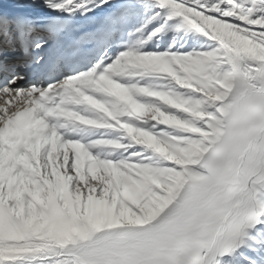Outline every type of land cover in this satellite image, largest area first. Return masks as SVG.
<instances>
[{
	"label": "snow or ice",
	"instance_id": "obj_1",
	"mask_svg": "<svg viewBox=\"0 0 264 264\" xmlns=\"http://www.w3.org/2000/svg\"><path fill=\"white\" fill-rule=\"evenodd\" d=\"M0 264H264V0H0Z\"/></svg>",
	"mask_w": 264,
	"mask_h": 264
}]
</instances>
